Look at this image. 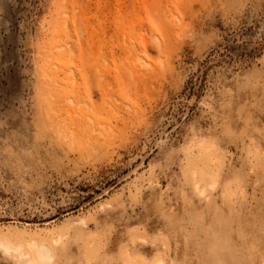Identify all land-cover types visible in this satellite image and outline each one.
Returning a JSON list of instances; mask_svg holds the SVG:
<instances>
[{
  "label": "rangeland",
  "instance_id": "1",
  "mask_svg": "<svg viewBox=\"0 0 264 264\" xmlns=\"http://www.w3.org/2000/svg\"><path fill=\"white\" fill-rule=\"evenodd\" d=\"M0 243L264 264V0H0Z\"/></svg>",
  "mask_w": 264,
  "mask_h": 264
},
{
  "label": "bare ground",
  "instance_id": "2",
  "mask_svg": "<svg viewBox=\"0 0 264 264\" xmlns=\"http://www.w3.org/2000/svg\"><path fill=\"white\" fill-rule=\"evenodd\" d=\"M5 242H3V244H1V247L3 248V250L8 254L10 253L11 251H18L19 248H17V250L14 248L12 249L9 245H5L4 244ZM33 248H34V256L30 258L29 260V264H46L48 262H50L53 258V255H52V251L51 249L46 245V244H42V245H39V246H36L33 244ZM20 250V249H19ZM4 252V253H5ZM20 257L22 259H25L27 257H30L28 254H23L21 253Z\"/></svg>",
  "mask_w": 264,
  "mask_h": 264
},
{
  "label": "snow or ice",
  "instance_id": "3",
  "mask_svg": "<svg viewBox=\"0 0 264 264\" xmlns=\"http://www.w3.org/2000/svg\"><path fill=\"white\" fill-rule=\"evenodd\" d=\"M213 187H214V185H213Z\"/></svg>",
  "mask_w": 264,
  "mask_h": 264
}]
</instances>
